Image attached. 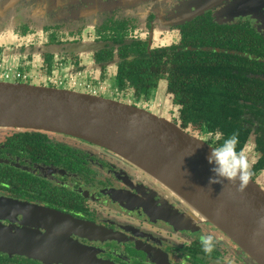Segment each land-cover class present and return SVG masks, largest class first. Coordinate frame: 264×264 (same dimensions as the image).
I'll list each match as a JSON object with an SVG mask.
<instances>
[{"label": "flooded vegetation", "instance_id": "1", "mask_svg": "<svg viewBox=\"0 0 264 264\" xmlns=\"http://www.w3.org/2000/svg\"><path fill=\"white\" fill-rule=\"evenodd\" d=\"M231 1L0 0V69L21 73V82L163 108L158 114L213 148L234 133L204 134L180 117L208 116L222 94L236 97L245 104L233 111L243 117L239 141L246 133L240 150L255 161L250 178L264 189V7L232 12ZM232 27L262 44L227 62L235 49L222 43ZM80 44L86 51L70 50ZM133 62L145 67L146 94L128 80L118 85V65ZM202 235L214 237L211 253ZM250 258L111 150L63 133L0 127V264H253Z\"/></svg>", "mask_w": 264, "mask_h": 264}, {"label": "water", "instance_id": "2", "mask_svg": "<svg viewBox=\"0 0 264 264\" xmlns=\"http://www.w3.org/2000/svg\"><path fill=\"white\" fill-rule=\"evenodd\" d=\"M255 5L256 0H243L230 9ZM86 49L80 44L70 50ZM0 127L63 133L111 150L211 220L253 264H264V189L251 178L242 191L226 180L209 184L214 174L207 157L213 147L169 118L84 91L0 80Z\"/></svg>", "mask_w": 264, "mask_h": 264}, {"label": "trees", "instance_id": "3", "mask_svg": "<svg viewBox=\"0 0 264 264\" xmlns=\"http://www.w3.org/2000/svg\"><path fill=\"white\" fill-rule=\"evenodd\" d=\"M232 33L229 37V41L222 43L226 48L229 49H235L234 53H227L225 58H222V60L227 59V62H232L235 60H240V58L236 55V50H242L246 47V45H260L262 44L261 40L257 41L254 36L249 35L247 32H243L242 29L237 27H232ZM207 36V35H204ZM211 37L207 39L208 42H210ZM261 39V38H260ZM264 45V44H263ZM217 55V54H216ZM217 60V58H215ZM138 62H133V64H122L118 65V74H119V86L124 87L125 86V80H128L129 84L134 87L136 94H146V92L149 89V85L147 83L146 79V71L145 67L142 63L140 65H137ZM174 86H177V83H173ZM223 94L213 101L212 104V112L210 115H194L192 114L191 110L180 117L182 123L184 126H187L189 124H197L202 132L204 134L209 133L211 130H219L222 133H227L226 135H229V132H233L234 134L237 133V127L236 124H242V115H235L234 108L238 109L241 106H244V102L241 103L238 98L234 97L232 100H223ZM252 101H255V99H251ZM204 105H207L209 101L206 99L203 100ZM230 115L228 117L225 112H227ZM191 112V113H190ZM240 127V126H239ZM232 128V129H230ZM246 133H244L241 137V140L237 144V151L240 150L242 144H243V138L245 137ZM226 139V137L224 138ZM223 139V140H224ZM223 143V141H222Z\"/></svg>", "mask_w": 264, "mask_h": 264}, {"label": "clouds", "instance_id": "4", "mask_svg": "<svg viewBox=\"0 0 264 264\" xmlns=\"http://www.w3.org/2000/svg\"><path fill=\"white\" fill-rule=\"evenodd\" d=\"M238 143V135L232 134L218 147L211 148L207 159L209 164L213 165L211 171L214 175L209 178V184L223 183L226 180L233 183L239 191L246 187L252 174V164L255 161L250 162L243 150L237 151ZM200 243L205 253L213 251L214 237L212 235H202Z\"/></svg>", "mask_w": 264, "mask_h": 264}, {"label": "rangeland", "instance_id": "5", "mask_svg": "<svg viewBox=\"0 0 264 264\" xmlns=\"http://www.w3.org/2000/svg\"><path fill=\"white\" fill-rule=\"evenodd\" d=\"M243 0H233V1H231L232 3L231 4H229V8H231V9H233L234 10V6L236 5V6H238L241 2H242ZM256 5H259L260 7H264V0H256ZM255 5V6H256ZM249 10H251V11H254L255 10V8H248ZM239 10V9H238ZM67 88H69V89H72V87H69L68 85H65ZM74 89H76V90H78V91H83L82 89H80V88H74ZM106 96V95H105ZM156 99L157 100H160V101H162V103H164V97L162 96V95H160L159 93H158V95H157V97H156ZM142 107H144V106H142ZM154 108H157V107H154ZM147 109H149L150 110V108H147ZM163 108H157V109H151V110H153V112H155V113H160L161 114V112L162 111H160V110H162ZM164 113V112H163ZM164 116H167V115H164Z\"/></svg>", "mask_w": 264, "mask_h": 264}, {"label": "built area", "instance_id": "6", "mask_svg": "<svg viewBox=\"0 0 264 264\" xmlns=\"http://www.w3.org/2000/svg\"><path fill=\"white\" fill-rule=\"evenodd\" d=\"M21 77V73L17 72L16 70H13L11 68H3V70L0 69V80L6 81V80H13V81H18ZM61 81V80H60ZM63 85V82L61 81ZM72 85L75 83L74 81L70 82ZM70 84V85H71ZM60 87V86H59ZM65 88V87H63Z\"/></svg>", "mask_w": 264, "mask_h": 264}]
</instances>
